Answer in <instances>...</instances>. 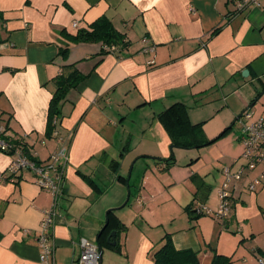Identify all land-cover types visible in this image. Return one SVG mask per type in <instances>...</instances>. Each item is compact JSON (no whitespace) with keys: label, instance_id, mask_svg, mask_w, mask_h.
I'll use <instances>...</instances> for the list:
<instances>
[{"label":"crops","instance_id":"0c3cea01","mask_svg":"<svg viewBox=\"0 0 264 264\" xmlns=\"http://www.w3.org/2000/svg\"><path fill=\"white\" fill-rule=\"evenodd\" d=\"M260 2L233 15L231 0H0V125H6L11 143L27 144L38 161L49 160L60 147L57 137L46 135L53 80L70 64L85 76L62 102L57 126L70 151L51 237L54 255L49 263L41 261L38 245L42 210L51 196L33 173L23 171L15 182L0 180V264H79L83 240L102 248V264H153L167 234L177 250L197 252L200 264H212L215 253L230 258L228 264H258L264 254V181L256 192L248 186L264 168L235 181L227 219L197 211L191 217L185 209L196 210V202L217 210L222 170L225 164L238 167L242 146L237 140L228 148L220 139L206 148L213 161L200 151L186 172L176 164L163 172L164 160L182 148L173 147L159 116L182 103L208 140L234 127L246 111L252 120L264 119ZM103 16L125 36L124 50L69 41L67 35L90 29ZM143 37L155 44L154 54L141 53ZM61 49L69 50L67 59ZM234 133L227 138L236 139ZM141 156L161 162L143 172L148 183L141 193L148 201L141 195L134 201L141 209L158 201L156 223L147 219L155 210L122 209L129 197L128 163ZM14 157L0 151V174ZM221 161V169L213 167ZM111 210L126 227L116 239L121 252L109 248L115 231L99 245ZM234 233L246 238L242 244L229 236Z\"/></svg>","mask_w":264,"mask_h":264},{"label":"built area","instance_id":"2783aa9c","mask_svg":"<svg viewBox=\"0 0 264 264\" xmlns=\"http://www.w3.org/2000/svg\"><path fill=\"white\" fill-rule=\"evenodd\" d=\"M231 1L234 4L233 15L242 14L251 8H259L261 6L260 0ZM77 26L78 24L75 22L74 27L77 28ZM141 43L143 44V49L141 50L143 54H154L156 52L155 44H151L148 37H143ZM108 49L110 52L117 50L116 46H109ZM153 63V61L149 62V64ZM241 117L239 122L242 124V128L240 130L239 141L242 146V160H237L236 164H239L235 170L231 167H226L223 170L224 181L218 190L219 205L217 210H213L203 203L197 202L196 211L199 214H205L222 220L227 219L232 212L235 181L240 180L250 170H255L260 166L264 168V119L252 120L253 114L251 111H246ZM54 121V124L58 126V118H55ZM54 136L57 137L60 147L51 155L49 160L38 164L30 159L20 146L11 143L7 138V128L4 125H0V151L5 153L11 152L15 155L7 172L0 174V180L15 182L16 178L23 171H29L35 175L36 183L41 189L52 197L51 206L42 210V220L38 236L40 259L45 263L51 261V257L55 252L51 237L59 215V196L64 188V172L69 161L70 151L66 138L61 137L57 129L54 132ZM263 181L264 173L249 184V190L256 192ZM81 247L82 252L79 264H100L98 245L83 240ZM256 259L258 264H264V254L258 255Z\"/></svg>","mask_w":264,"mask_h":264},{"label":"trees","instance_id":"16d2710c","mask_svg":"<svg viewBox=\"0 0 264 264\" xmlns=\"http://www.w3.org/2000/svg\"><path fill=\"white\" fill-rule=\"evenodd\" d=\"M67 37L69 41L74 44L103 43L104 45L116 46V49H118L119 47L123 50L127 47V43L125 42V36L114 27L113 23L106 16L99 18L93 24H91L90 29H81L75 35H67ZM68 54V49H61L59 51V55L62 56L64 59L68 58ZM84 79L85 76L79 72L75 64L63 66L61 69V73L54 78L53 82L56 88L51 99L48 113L46 131V135L48 137L54 136V132L57 129V126L54 124V120L55 118H58L59 120L61 116L62 102L67 98V95L70 90L76 88ZM159 118L165 124L169 133L171 134L173 147L182 149L202 148L210 146L219 141L227 134H229V132L233 128L229 127L225 129L222 133H220L216 138L208 140L205 138V136H203V125H193L189 121L186 106L182 103L175 104L170 109L162 113ZM15 144L17 146H20L29 156V158L32 159L34 162L38 164L41 163L30 154L27 144H22L21 142ZM164 161V163H166V166L163 168V171L176 164V157L175 155H173L170 159ZM157 163L161 164L160 161ZM124 181L126 184L129 183L128 180ZM62 194L63 191L59 196V203L61 202ZM185 210L191 217L196 212V210L192 206L187 207ZM59 212L60 207L58 214ZM262 213L264 214V210H262ZM108 218L109 224L103 231L101 239L99 240V245L101 246L104 243H102L104 236L106 234H109V232L115 231L116 239L118 240L119 235L126 230L125 225H123L120 220L116 217L115 210H111L109 212ZM109 248L116 252H121V247L119 246V244L112 247L109 246ZM228 263H230V258L221 256L217 253L214 254L212 264ZM153 264H200V260L199 254L191 249L177 250L173 244L171 235L167 234L163 237L160 248L154 254Z\"/></svg>","mask_w":264,"mask_h":264},{"label":"rangeland","instance_id":"374dc122","mask_svg":"<svg viewBox=\"0 0 264 264\" xmlns=\"http://www.w3.org/2000/svg\"><path fill=\"white\" fill-rule=\"evenodd\" d=\"M234 124L235 125L231 129L230 132H232V131L235 132L234 134L236 136V139L235 138L228 139L227 137L229 136V134H227L226 136L221 138V140H225V144L228 148H232L233 146H236L237 140L239 141V135H240V130L242 128V124L236 120H235ZM239 143H240V141H239ZM206 148H208V147L177 150L178 154L175 155L176 156V166L175 167L179 168V170H181L182 172H186L187 169L193 167V164L191 165L190 162H191V160L196 159L198 157L200 151H202V154L206 157V159H207L206 161H210V162L213 161V159L211 158V156L207 152L208 149H206ZM241 155H242V152H241L240 156L237 158V159H239V161L242 160ZM134 161H135V159L130 161L128 163V167H127V172L131 173V177L129 178V176H130L129 173H127L126 175L123 174L126 177L128 176V179L130 181V187L127 190V193H128V191H130V197H129L130 201H128V204L126 206H124L122 209L125 208V211L128 212V210H130V208H133L134 210H137L139 212L143 211V213L148 211L149 209L155 210L154 213H152L150 215V218H147V219H151V220H149L150 223L151 222L156 223L157 219H159L160 214L162 212V209H158V207H157L159 205L158 201L156 202V204L154 202L152 204H149L146 207H143L144 209L137 207V205L135 204L134 201H135V198L138 197L139 195H141L143 197L142 200L144 202L148 201L146 199L148 197H145L144 193H143V195L141 193V191H144L146 189V185L148 183V180L145 178V174L143 172H153L155 169V165H156L157 161H154V160L148 159V158H143V156H141V158L138 160V162L136 164ZM200 162H202V159H200V161H198L196 163H200ZM196 163H195V165H196ZM224 163H226V162L221 161L218 165H215L213 167H217V168L221 169L223 167L222 165ZM225 165L226 166H224V169L226 167L231 166L230 164H225ZM163 172H167V171H163ZM222 184H223V182H222ZM152 185H154L153 182H152ZM152 185H150V186H152ZM262 187H263V185L259 186L257 190L259 191ZM199 203H201V202H199ZM122 209H119V211H117V212H119V213L122 212ZM143 221H145V220L143 219ZM259 226H262V222L259 223ZM155 228H156V230H158V227H155ZM229 236L234 238L235 241L238 242V245L243 243L242 239L244 238V236L242 234L234 233V235H229ZM244 239H246V238H244Z\"/></svg>","mask_w":264,"mask_h":264},{"label":"water","instance_id":"95a60500","mask_svg":"<svg viewBox=\"0 0 264 264\" xmlns=\"http://www.w3.org/2000/svg\"><path fill=\"white\" fill-rule=\"evenodd\" d=\"M247 75H249V71L248 70H244L243 71V76H247ZM129 197H130V191H129ZM129 197H128V200H129ZM128 200H127V202H128ZM108 241H109V244L111 246H115L116 245V232H112L111 233L110 237L108 238ZM100 264H102V248L101 247H100Z\"/></svg>","mask_w":264,"mask_h":264}]
</instances>
